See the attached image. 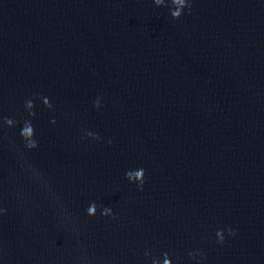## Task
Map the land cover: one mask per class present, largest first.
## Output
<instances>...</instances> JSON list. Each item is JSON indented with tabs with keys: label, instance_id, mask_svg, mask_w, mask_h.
Here are the masks:
<instances>
[{
	"label": "water",
	"instance_id": "1",
	"mask_svg": "<svg viewBox=\"0 0 264 264\" xmlns=\"http://www.w3.org/2000/svg\"><path fill=\"white\" fill-rule=\"evenodd\" d=\"M185 2L0 0V264H264V0Z\"/></svg>",
	"mask_w": 264,
	"mask_h": 264
},
{
	"label": "clouds",
	"instance_id": "2",
	"mask_svg": "<svg viewBox=\"0 0 264 264\" xmlns=\"http://www.w3.org/2000/svg\"><path fill=\"white\" fill-rule=\"evenodd\" d=\"M183 8H188L190 10L191 8V4H190V0H186ZM183 11H173L171 13L173 19H179L181 17V15L183 14ZM44 101H48L47 103H43L45 107L47 108H52V104L50 103L49 99L46 97H42L41 98ZM25 106H26V110L28 111L29 116H35L36 113L33 111L34 108V103L33 100H26L25 101ZM96 107H99L98 104L96 103L95 105ZM17 121H15L14 119L5 117L3 119V124L8 126V127H14L16 125ZM52 123H55V121L53 120ZM87 135L89 137H92L94 139H99V136H97L95 133L92 132H88ZM20 136L22 138V140L25 143V147L28 149H36L38 147V142L36 141L35 137V129L34 126L31 122V120H24L23 122V126L20 130ZM133 172L135 173L134 177H133ZM126 178L130 181V182H136L138 183V187L140 190H143V185L145 182V171L143 168L137 169V170H130L128 172H126ZM87 215L89 216H95L97 214V204L95 202H92L89 207L87 208ZM102 216L108 217V216H112L114 217V213L112 211L111 208H107V207H102L101 209V213ZM228 235L230 236H234L235 232L231 229L228 228L227 229ZM216 242L220 245H223L225 243V237H224V230H217L216 232ZM149 255L148 252H145V256ZM201 255L200 252H189L188 256L191 259H195L197 256ZM152 264H172V259L169 255L168 252H164L162 254V260L161 259H157V258H153L152 259Z\"/></svg>",
	"mask_w": 264,
	"mask_h": 264
}]
</instances>
